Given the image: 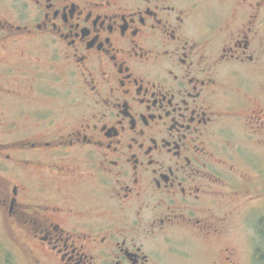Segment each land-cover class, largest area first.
<instances>
[{
    "label": "flooded vegetation",
    "instance_id": "af4514ba",
    "mask_svg": "<svg viewBox=\"0 0 264 264\" xmlns=\"http://www.w3.org/2000/svg\"><path fill=\"white\" fill-rule=\"evenodd\" d=\"M0 230L3 264H264V0H0Z\"/></svg>",
    "mask_w": 264,
    "mask_h": 264
},
{
    "label": "rangeland",
    "instance_id": "374dc122",
    "mask_svg": "<svg viewBox=\"0 0 264 264\" xmlns=\"http://www.w3.org/2000/svg\"><path fill=\"white\" fill-rule=\"evenodd\" d=\"M1 231V230H0ZM0 235H3V236H5L6 238H7V236H8V233H6V232H4V233H2V232H0ZM8 239V238H7ZM3 245H4V243L2 244V245H0V256H3V254H4V249H3ZM264 249V248H263ZM6 256H8L9 257V253H6ZM0 264H3V261L1 260V258H0ZM19 264H22L21 262H19Z\"/></svg>",
    "mask_w": 264,
    "mask_h": 264
}]
</instances>
